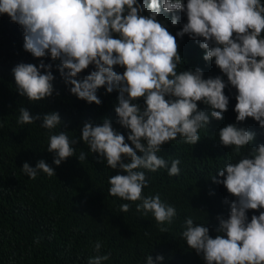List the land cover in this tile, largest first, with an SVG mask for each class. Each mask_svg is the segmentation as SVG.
Instances as JSON below:
<instances>
[{"label":"clouds","instance_id":"obj_1","mask_svg":"<svg viewBox=\"0 0 264 264\" xmlns=\"http://www.w3.org/2000/svg\"><path fill=\"white\" fill-rule=\"evenodd\" d=\"M161 9L165 25L157 19ZM145 11L148 15L141 14ZM0 14H7L22 27L25 51L36 58L49 54L60 61L58 71L78 99L99 105L98 88L106 86L108 93L118 89L117 123L130 130L127 140L131 146L108 118L95 126L85 123L80 140L106 160L108 167L126 173L109 178V194L140 201L136 210L145 215L151 212L160 225L171 224L176 209L162 201L158 193L143 195L148 181L139 169L156 172L167 168L169 176L178 175L180 160H172L168 167V162L157 155L161 146L178 135L188 144L197 143L201 139L199 130L207 128L211 119L221 120L229 103L224 94L226 83L220 76L204 79L199 68L177 73L181 43L178 45L176 38L180 42L190 37L194 45L205 50L203 60L214 59L228 84L235 87L236 121L250 117L264 128L261 0H187L186 5L182 0H0ZM89 65L94 70L83 80L76 79ZM114 66L123 67V73L115 71ZM50 68L42 61L39 67L16 65L12 71L19 94L31 102L50 97L54 80ZM40 69H45L43 74ZM141 97L143 109L135 103ZM197 102L208 105L210 112L198 110ZM19 111L20 124L41 119L23 107ZM42 120L41 127L50 130L61 124L57 112L44 114ZM66 133L50 136L47 150L55 153L53 164L57 166L75 154L76 141ZM255 135L235 124L218 133L220 143L234 146L238 155ZM85 157L81 151L77 158L82 161ZM22 170L32 179L38 171L54 176V169L43 159L34 168L25 162ZM211 179L236 199L231 202L227 219L219 218L215 238L204 224L186 218L181 235L187 247L198 255L202 253L206 264H264V211L252 215L250 221L246 215L248 210L264 209V144L249 148L247 157L227 163ZM129 209L127 203L120 206L122 212ZM160 231L167 232L168 228L161 227ZM100 248V242H96L94 250L99 252ZM108 259L109 255H97L89 264H102ZM163 259L157 255L155 264ZM146 264H154L149 255Z\"/></svg>","mask_w":264,"mask_h":264},{"label":"trees","instance_id":"obj_2","mask_svg":"<svg viewBox=\"0 0 264 264\" xmlns=\"http://www.w3.org/2000/svg\"><path fill=\"white\" fill-rule=\"evenodd\" d=\"M182 2L186 5L187 0ZM261 3L264 5V0ZM141 14L148 15L147 11ZM157 19L165 25L163 9ZM113 35L118 38V34ZM176 39L178 45L181 43L177 73L199 68L204 79L220 76L226 83L224 94L229 103L221 120L211 119L207 128L199 130L201 139L197 143L188 144L178 135L161 146L157 155L168 162V167L172 160H180L178 175L169 176L167 168L156 172L139 169L145 172L148 181L143 195L158 193L162 201L176 209L172 223L160 225L151 212L145 215L136 210L140 201L131 202L109 194V178L126 173L108 167L106 160L80 140L85 123L95 126L108 118L131 146L127 140L130 130L117 123L118 89L108 93L106 86L98 88L99 105L78 99L70 93L71 85L65 83L58 71L60 61L53 60L49 54L36 58L25 51L22 27L7 14H0V264H89L97 255H109L102 264H146L148 255L154 264L157 255L164 257L159 264H206L203 254L188 248L181 235L185 219L190 217L195 224H204L215 238L219 218L227 219L231 202L236 198L222 184L214 183L211 176H216L227 163L247 157L249 148L264 144V128L250 117L236 121L235 87L228 84L214 59L203 60L205 50L194 45L190 37L180 42V38ZM41 61L51 65L48 70L54 76L53 94L31 102L19 94L12 70L20 63L39 67ZM93 70L94 66L89 65L76 79L83 80ZM114 70L123 73L124 68L114 66ZM40 71L43 74L45 69ZM135 103L143 109L144 98ZM197 106L198 110L210 112L209 106L202 102H197ZM22 107L41 119L32 124L18 123ZM50 112H57L61 119V124L51 130L41 127L42 116ZM229 124L256 134L239 155L234 152V146L225 147L219 141V130ZM60 131L67 132L76 143L75 154L57 166L53 164L55 153L47 148L50 136ZM81 151L86 157L79 161ZM137 155L142 154L137 152ZM41 159L54 169V176L38 171L35 179L29 178L22 165L27 162L34 168ZM124 162H128L127 158ZM125 203L130 205L128 212L120 210ZM260 211L264 209L248 210V220ZM161 227H167L168 231L161 232ZM96 242L101 244L99 252L94 250Z\"/></svg>","mask_w":264,"mask_h":264}]
</instances>
